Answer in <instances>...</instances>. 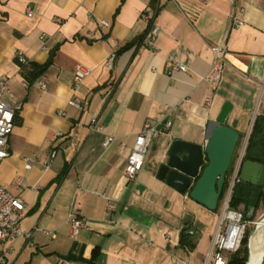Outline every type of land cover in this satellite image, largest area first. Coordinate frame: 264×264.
Wrapping results in <instances>:
<instances>
[{
	"label": "crops",
	"instance_id": "obj_1",
	"mask_svg": "<svg viewBox=\"0 0 264 264\" xmlns=\"http://www.w3.org/2000/svg\"><path fill=\"white\" fill-rule=\"evenodd\" d=\"M147 9L152 21L142 16ZM230 13L243 25L231 27ZM222 41L227 63L212 89L211 48ZM79 65L91 73L75 88ZM0 75L9 77L12 104H21L0 185L23 198L21 227L32 233L1 245L9 264H206L220 210L171 187L158 169L176 138L204 144L216 125L235 122L239 141L249 136L264 88V0H0ZM74 97L88 109L70 106ZM93 121L106 131L90 130ZM146 122L163 132L128 180L127 157ZM107 135L117 137L109 147ZM34 155L25 169L24 157ZM72 207L86 222L76 236ZM236 209L251 222L246 203ZM262 211L260 196L252 216Z\"/></svg>",
	"mask_w": 264,
	"mask_h": 264
},
{
	"label": "built area",
	"instance_id": "obj_2",
	"mask_svg": "<svg viewBox=\"0 0 264 264\" xmlns=\"http://www.w3.org/2000/svg\"><path fill=\"white\" fill-rule=\"evenodd\" d=\"M154 9H147L143 13V18L146 21H152L155 16ZM27 15L31 17L33 15V9H27ZM230 17V26L238 28L243 25V20L237 18L232 13ZM100 24L104 27L109 25L107 20H101ZM158 28L153 27L151 30L152 37L156 36ZM42 39L45 37L42 36ZM47 49V47H44ZM212 53L214 61L209 74L206 76V81L212 89H216L218 82L221 78V73L226 65V46L224 41L213 46ZM17 58L23 61V53L18 52ZM116 58V53L110 54L106 60V66L111 68ZM173 70L185 71L186 67L180 63L173 65ZM91 73V69L85 65H79L75 71L74 86L77 88L80 82ZM41 88H45L46 84L43 81H39ZM14 97L13 91L9 85V77L6 75H0V168L4 159L9 156L8 141L14 128V117L16 110L20 109L21 104H12ZM209 103V99H206ZM68 104L74 108L80 110H87L88 103L82 101L79 98H72ZM259 104L257 105V107ZM171 121L164 123V129H169ZM90 130H96L105 132L106 127L96 121H93L89 125ZM163 132L150 122H146L143 125L141 131L136 135V140L132 150L127 157V164L125 167V176L128 180L134 179L138 172L143 168L148 146L150 142L159 137ZM117 137L113 135H107L104 146L109 147L111 143L116 141ZM248 135L244 137V142L240 148L236 150V154L232 163L230 181H227L226 188L222 194L219 203V220L217 223L216 231L212 238L211 248L209 251L206 264H226V254L236 251L239 247L240 240L244 233L247 221L244 219V215L241 211L233 208L231 202L234 196L236 182L238 181V174L241 163L243 161L245 148L247 145ZM56 151L51 153V158H54ZM37 155L24 157L25 169H31L35 162ZM48 167V165H46ZM23 178L18 176L14 179L13 184L15 186H21ZM36 189V187H33ZM25 202L20 195L13 194L10 190L0 185V264H9L6 256L5 249H2V244H7L14 241L18 237H24L30 239L32 233L30 231H24L21 227V222L25 214ZM108 209H114V205L109 204ZM68 222L71 226L72 235L76 236L82 228L86 226V222L83 217L75 208H71L68 212ZM48 233V232H45ZM57 264H82L78 261L61 257L58 259ZM184 264H187L184 262Z\"/></svg>",
	"mask_w": 264,
	"mask_h": 264
},
{
	"label": "water",
	"instance_id": "obj_3",
	"mask_svg": "<svg viewBox=\"0 0 264 264\" xmlns=\"http://www.w3.org/2000/svg\"><path fill=\"white\" fill-rule=\"evenodd\" d=\"M235 127L236 122L232 126L216 125L204 144L174 139L167 160L158 169V178L180 192L189 191L193 200L216 211L239 142ZM263 189L264 164L243 160L234 192L238 201L247 204L249 221Z\"/></svg>",
	"mask_w": 264,
	"mask_h": 264
},
{
	"label": "trees",
	"instance_id": "obj_4",
	"mask_svg": "<svg viewBox=\"0 0 264 264\" xmlns=\"http://www.w3.org/2000/svg\"><path fill=\"white\" fill-rule=\"evenodd\" d=\"M136 43L137 42L132 41L120 47L116 52V56L119 55L121 52L131 48ZM43 67L45 66L34 65L35 69H41ZM245 159H249V160L264 164V115L263 114L256 115L253 120L251 131L247 139V145L245 148L244 157H243V160ZM231 168H230V171H231ZM225 188H226V185H225ZM261 199L264 203V189L261 194ZM238 202L239 201L236 199V196L234 195L232 202H231V206L236 209V205ZM253 218L254 216H252L250 221H252ZM244 219H245V216H244ZM250 233L251 231L248 228L244 229V233L240 240L239 247L236 249V251L228 255L226 264H247L248 262V240H249ZM255 236L256 235L254 234V239H255Z\"/></svg>",
	"mask_w": 264,
	"mask_h": 264
},
{
	"label": "bare ground",
	"instance_id": "obj_5",
	"mask_svg": "<svg viewBox=\"0 0 264 264\" xmlns=\"http://www.w3.org/2000/svg\"><path fill=\"white\" fill-rule=\"evenodd\" d=\"M263 218L264 215L259 220ZM256 232L257 234L254 239ZM247 264H264V219L256 224L255 229L250 235Z\"/></svg>",
	"mask_w": 264,
	"mask_h": 264
},
{
	"label": "rangeland",
	"instance_id": "obj_6",
	"mask_svg": "<svg viewBox=\"0 0 264 264\" xmlns=\"http://www.w3.org/2000/svg\"><path fill=\"white\" fill-rule=\"evenodd\" d=\"M258 104H259V106L257 107L258 109H257V114L256 115H258V114H263L264 115V88H263V92L261 93V97L258 100ZM243 142H244V138H241L240 141L237 144L236 150L241 147V145L243 144ZM263 215H264V211H262V213L261 212L258 213V215H255L254 218H253V220L251 222H249V223L246 224V227L245 228H248L251 231L250 235L252 234V232H253V230L255 229V226H256L253 223L254 222H257ZM263 219L259 220V222H261ZM259 222H257V223H259ZM256 234H257V232L255 233V235ZM229 254L230 253H227L226 254V259H227V257H228Z\"/></svg>",
	"mask_w": 264,
	"mask_h": 264
}]
</instances>
